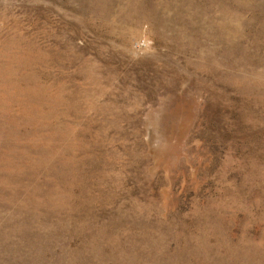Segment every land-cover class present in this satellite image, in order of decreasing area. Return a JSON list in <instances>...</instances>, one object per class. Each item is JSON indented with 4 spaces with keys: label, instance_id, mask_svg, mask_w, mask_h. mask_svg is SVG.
<instances>
[{
    "label": "rangeland",
    "instance_id": "obj_1",
    "mask_svg": "<svg viewBox=\"0 0 264 264\" xmlns=\"http://www.w3.org/2000/svg\"><path fill=\"white\" fill-rule=\"evenodd\" d=\"M0 264H264V0H0Z\"/></svg>",
    "mask_w": 264,
    "mask_h": 264
}]
</instances>
